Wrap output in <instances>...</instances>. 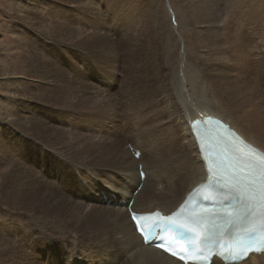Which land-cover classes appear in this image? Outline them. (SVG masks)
<instances>
[{"label": "rangeland", "instance_id": "rangeland-1", "mask_svg": "<svg viewBox=\"0 0 264 264\" xmlns=\"http://www.w3.org/2000/svg\"><path fill=\"white\" fill-rule=\"evenodd\" d=\"M212 1L0 0V264H126L123 249L98 236L89 252L70 243L56 257L54 248L65 236L79 240L65 231L70 208L89 207L79 191L95 180L110 189L88 158L101 164L113 149L123 157L119 146L134 148L141 116L158 125L150 118L164 119L167 100L180 103V87L211 97L227 72L236 75L224 33L199 21ZM255 60L247 76L263 69L264 57Z\"/></svg>", "mask_w": 264, "mask_h": 264}, {"label": "bare ground", "instance_id": "bare-ground-1", "mask_svg": "<svg viewBox=\"0 0 264 264\" xmlns=\"http://www.w3.org/2000/svg\"><path fill=\"white\" fill-rule=\"evenodd\" d=\"M212 3L211 7L207 4L200 7L199 21L207 19L212 22V26L209 23L210 27L206 28L218 26L224 33V42L227 46L224 58L229 69L231 71L234 69L236 75L227 72L225 79L219 81L211 97L206 95L202 87H198L199 91L194 95L188 94L183 86L180 87V91L177 87L176 90L181 93H179L180 103L173 105L171 99L167 100L166 108L163 109V120L155 116L149 117L158 122V125L146 127V121L141 116L140 122L136 123L141 136L136 139L134 145V149L142 153L139 160H136L129 150H124L122 145L119 146L121 148L119 153L122 152L123 156L121 158L113 155L114 149V152L109 154L110 159L108 160L106 156L107 161L101 164H96V159L95 162L93 161L95 157L88 158L86 165L93 166L94 163L95 173L103 182L110 178L112 183L108 185L110 189H104L100 188L102 185L100 181L95 180L91 188L85 186L79 191L81 199H85L89 207L81 203L70 208L69 216L71 215L70 219H72L70 222L74 225L68 230L65 229L69 237L76 233L79 240L75 243V240L72 241L67 236L63 237L61 244L54 248L56 257L65 255L70 249V243L77 244L74 248L82 252H89L95 245L92 240L98 236L102 246L111 250L122 248L121 256L126 264H181L162 251L143 244L135 233L130 219L128 212L130 201L134 200L135 213L149 214L161 211L169 215L184 202L194 188L206 181V165L191 127L195 119H202L205 115H212L227 122L252 145L264 152V67L262 69L260 65H255L260 71H250V76L245 72L248 63L252 67L251 63H258L255 58L262 60L264 57V0H217ZM182 20L185 21L181 18ZM184 21L182 23L185 25ZM203 49L201 47L200 53H204ZM205 61V55L199 54V63L204 65ZM198 74L201 75V72ZM149 133L155 135L150 137ZM97 151L94 152L98 154ZM76 160L78 162L79 159ZM140 165L147 174V179L143 183L140 180ZM164 166H166V176L162 173ZM99 168H113L116 172ZM75 186L79 189V185ZM141 186L140 192L135 196ZM163 198L167 200L164 201ZM122 200L127 204L124 205ZM85 209L89 211L85 212ZM120 220L124 223V230ZM77 228L78 231L75 230ZM81 246L84 247L80 249ZM68 264H72V261ZM212 264L224 263L214 259ZM241 264H264V254L250 256Z\"/></svg>", "mask_w": 264, "mask_h": 264}, {"label": "snow or ice", "instance_id": "snow-or-ice-1", "mask_svg": "<svg viewBox=\"0 0 264 264\" xmlns=\"http://www.w3.org/2000/svg\"><path fill=\"white\" fill-rule=\"evenodd\" d=\"M254 167L249 161L242 157H237L234 168H250ZM231 176V182L220 183L209 190H199L197 195L200 196L202 200H206L210 203H214L217 200H232L235 198L238 201V206L236 208L225 207L220 209L221 219L227 218L225 223L228 226L238 228L239 225L244 223H249V218L253 216L264 217V168H261L258 176L247 175L244 177L238 174L229 173ZM254 193H258V199L260 201L259 209L253 203ZM228 204V203H226ZM173 227L181 230L192 231L191 228L186 224H177L174 221H170ZM161 227L159 222L141 225L142 235L145 241H149V237L154 236L156 229ZM209 239L208 235L201 237V242L207 241ZM194 241H190L192 243ZM160 246V245H158ZM167 251V248H165Z\"/></svg>", "mask_w": 264, "mask_h": 264}]
</instances>
